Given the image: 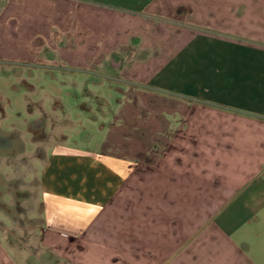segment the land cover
<instances>
[{"label":"crops","instance_id":"obj_1","mask_svg":"<svg viewBox=\"0 0 264 264\" xmlns=\"http://www.w3.org/2000/svg\"><path fill=\"white\" fill-rule=\"evenodd\" d=\"M114 17L97 16L110 26L93 37L114 38ZM175 40L161 63L132 65L140 99L161 100L169 115L151 126L160 143L130 142L135 125L113 151L54 148L42 176L46 224L21 226L13 238L0 223V264H264V47L218 52L217 39L184 30ZM9 140L0 152L21 150ZM5 198L0 188L1 218L12 215ZM49 232L77 235L99 256L60 254Z\"/></svg>","mask_w":264,"mask_h":264},{"label":"rangeland","instance_id":"obj_2","mask_svg":"<svg viewBox=\"0 0 264 264\" xmlns=\"http://www.w3.org/2000/svg\"><path fill=\"white\" fill-rule=\"evenodd\" d=\"M29 1L0 0V144L9 137L21 145L20 151L0 152L9 166L0 172L6 181L0 188L12 214L0 223L13 238H21V226L46 224L42 176L54 148L71 142L113 151L115 142L129 141L135 125L130 142L160 143L151 126L169 115L161 100L140 99L145 94L134 82L136 61L161 63L183 30L217 39L218 52L264 47V0H118L114 8ZM106 13L115 15L114 38L99 40L94 31L110 24L99 27L102 22L94 20ZM54 234L44 235L63 243L60 254L99 256L101 248L84 249L77 235L61 232L64 239L57 240Z\"/></svg>","mask_w":264,"mask_h":264}]
</instances>
